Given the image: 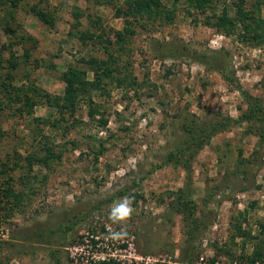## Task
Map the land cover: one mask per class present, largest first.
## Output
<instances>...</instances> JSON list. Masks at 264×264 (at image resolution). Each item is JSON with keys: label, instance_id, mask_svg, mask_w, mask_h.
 Masks as SVG:
<instances>
[{"label": "rangeland", "instance_id": "rangeland-1", "mask_svg": "<svg viewBox=\"0 0 264 264\" xmlns=\"http://www.w3.org/2000/svg\"><path fill=\"white\" fill-rule=\"evenodd\" d=\"M132 1L0 0V264H143L130 245L152 264H264V141L237 89L264 109V0ZM90 59L111 73L67 107L63 76L93 81Z\"/></svg>", "mask_w": 264, "mask_h": 264}, {"label": "trees", "instance_id": "trees-1", "mask_svg": "<svg viewBox=\"0 0 264 264\" xmlns=\"http://www.w3.org/2000/svg\"><path fill=\"white\" fill-rule=\"evenodd\" d=\"M189 2H205L206 0H188ZM132 11L133 13L137 14H146L152 15L153 12H160V2L159 0H133L132 1ZM264 23V22H263ZM132 31L129 30L127 27L124 28L123 31H117L115 33L117 37V41L122 42L125 38L132 35ZM174 54L173 50L167 49L164 51L163 57L164 58H173L179 57ZM199 63L202 65L214 69L219 73H224L225 68L223 65L219 64L218 60L214 57H207V56H200L199 58H195ZM87 65L91 69L92 73L94 74L95 79L93 81H89L85 77V72L79 71L77 69L71 68L67 73L64 74V81L66 83V88L64 91V102L67 107L73 108L75 104V99L77 96V92L80 90L85 89L86 87L90 86L92 88H98L101 85L102 79L104 77H108L111 73V65L107 61L104 60H96L90 59L87 61ZM101 71V72H100ZM226 78V76L224 75ZM226 79H231L227 77ZM237 89L243 95L246 104L248 105V109L241 114L245 121L254 122L256 125L259 126V140L260 142L264 141V109L257 105V100L252 98L246 91L242 90V88L237 87ZM56 101L55 103H57ZM30 105V103H28ZM31 106V105H30ZM59 104H57V107ZM229 119V118H228ZM229 121H234V119H229ZM223 123H218L216 125H210L209 128L206 127H199V129L193 130L192 136L190 137V143L185 147H182L177 152L178 156H184L188 151L190 146H200L202 145L205 139H209L211 135L216 133L221 127H223ZM190 131V130H189ZM192 131V130H191ZM190 131V132H191ZM202 139V140H200ZM53 154L49 152L48 156L41 159V162L45 165L48 164V160H52ZM172 156H176V154H172ZM12 190L6 189L4 196H11ZM1 207V206H0ZM97 264H115L113 262H101Z\"/></svg>", "mask_w": 264, "mask_h": 264}, {"label": "clouds", "instance_id": "clouds-1", "mask_svg": "<svg viewBox=\"0 0 264 264\" xmlns=\"http://www.w3.org/2000/svg\"><path fill=\"white\" fill-rule=\"evenodd\" d=\"M133 212L134 208L132 198L124 197L121 199V202L116 204V206L112 209L110 219L114 223H123L131 218Z\"/></svg>", "mask_w": 264, "mask_h": 264}, {"label": "built area", "instance_id": "built-area-1", "mask_svg": "<svg viewBox=\"0 0 264 264\" xmlns=\"http://www.w3.org/2000/svg\"><path fill=\"white\" fill-rule=\"evenodd\" d=\"M122 251L127 253V255H124L123 257L127 259L128 263H133V262L143 263V264L155 263V260H152L150 257L145 258L143 256L136 255L134 250L132 249L131 245ZM112 257H114V254L112 255ZM196 264H223V263H220L219 261L210 262V261L204 259V257H200L198 259V261L196 262Z\"/></svg>", "mask_w": 264, "mask_h": 264}]
</instances>
